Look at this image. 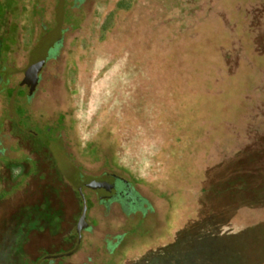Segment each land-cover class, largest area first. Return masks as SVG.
Wrapping results in <instances>:
<instances>
[{
  "label": "rangeland",
  "instance_id": "374dc122",
  "mask_svg": "<svg viewBox=\"0 0 264 264\" xmlns=\"http://www.w3.org/2000/svg\"><path fill=\"white\" fill-rule=\"evenodd\" d=\"M118 1L0 0V264H239L236 223L264 220V209L232 217L235 203L220 193L255 168L241 158L264 156L253 29L231 28L235 1L202 4L186 25L174 0ZM60 8L62 40L28 96L23 69ZM170 22L165 45L191 72L176 89L172 76L142 73L139 54ZM78 174L117 175L144 212L100 203Z\"/></svg>",
  "mask_w": 264,
  "mask_h": 264
},
{
  "label": "trees",
  "instance_id": "16d2710c",
  "mask_svg": "<svg viewBox=\"0 0 264 264\" xmlns=\"http://www.w3.org/2000/svg\"><path fill=\"white\" fill-rule=\"evenodd\" d=\"M214 1L215 0H174V3L176 4V8L181 9L178 10L181 15L178 13V11L177 13L182 18V24L186 25L189 20L192 19L194 12L198 11L202 4L209 6ZM225 1L226 0H221L220 3L225 4L226 8H231V4L235 1L234 5H232L233 8L230 9V11L235 9V12L237 13L236 21H233L234 19L230 21L233 31L238 32V29H242V34L245 33V35H248V32L245 31L250 30L252 32L253 29V34L255 36L254 43L257 46L254 49L256 53L259 52L263 54L264 0H231L230 5H228L229 3H226ZM122 2L123 0L118 1L117 7H128L127 3L124 5ZM4 10V5L0 3V20H3L2 17H4ZM157 27L158 28H156V31L154 32V36L156 35L155 40L152 36H148V40L145 38L143 44L141 46L139 45L141 50L139 54L143 57L142 61H140L142 65V73L150 74L154 77L172 76L169 81L171 87L173 89L179 87L181 88L184 83H186L188 80H191V72L189 70L183 69L182 63L178 61V56H173V44L168 43V45H165V35L168 31H171V22L167 24L165 28L167 29L166 31L160 26ZM181 30L182 28L179 29L178 32H181ZM3 49L5 51L9 49V45L5 41L3 42ZM152 53L153 56L151 57L150 55ZM227 54L228 53H226V55ZM147 58H151V61H154L155 59V62L151 68L147 66L149 63ZM227 61L228 57H226V62ZM159 88H161V86H159ZM192 88V90H198L197 88H194L193 85ZM259 88L261 89L259 93H261L262 102L259 107V110L261 109L260 113H258L256 116L258 118H263L264 85ZM146 100L148 99L146 98ZM146 100L145 103L147 102ZM152 100V98H149V101ZM140 101L143 104L144 100L141 99ZM160 117L161 119H164L161 121L164 122L167 127L170 129L176 128L177 120L172 119L170 113H167V111L163 110L160 112ZM257 151L260 154L247 155L246 159H244V157L240 159L242 166L244 162H246L247 165L255 167L252 168L250 172H248L247 177L245 175L242 176L239 174V176L234 180H226L224 184H222V190L220 194L228 196V198H231L235 203L232 217L242 213L243 211L248 213L251 211L264 209V156H261V149L258 148ZM244 218L245 217L238 220L239 224L236 223L234 234L231 236L236 247L234 256L238 260L239 264H261L264 262V220H259L251 225H248ZM52 221L53 220H51V222ZM246 256H250V260L248 258L244 261Z\"/></svg>",
  "mask_w": 264,
  "mask_h": 264
},
{
  "label": "water",
  "instance_id": "95a60500",
  "mask_svg": "<svg viewBox=\"0 0 264 264\" xmlns=\"http://www.w3.org/2000/svg\"><path fill=\"white\" fill-rule=\"evenodd\" d=\"M63 9H58L56 24L55 27L42 35L41 39L38 41L36 46L32 49L29 55L28 64L23 69L24 79L21 84H25L28 87V96L31 94L32 90L36 87L40 72L46 62V59L50 51L55 48L62 40L63 37ZM2 75V74H1ZM10 73H4L2 76V82L7 83V79ZM105 176L102 177H92L87 178L89 186H95L101 179H105ZM86 220V207L83 208L82 214L79 218L78 225L76 227V232H80L83 228ZM77 245L72 251L60 254L56 256H49L52 258L61 257L64 255H71L78 249Z\"/></svg>",
  "mask_w": 264,
  "mask_h": 264
},
{
  "label": "flooded vegetation",
  "instance_id": "af4514ba",
  "mask_svg": "<svg viewBox=\"0 0 264 264\" xmlns=\"http://www.w3.org/2000/svg\"><path fill=\"white\" fill-rule=\"evenodd\" d=\"M102 176L103 175L99 177ZM76 178L81 181L92 177H86L82 174H78L76 175ZM89 190L96 195L97 200L100 203H103L106 206H109L110 204L118 205L119 208L128 215L134 214L138 211L143 213L145 210V207L142 205L143 201L129 189L124 180L115 174H112V179L110 180L101 179L97 184H95V186H90ZM83 200L85 201L83 208L86 207L87 210L88 203L91 204V200L89 198H83Z\"/></svg>",
  "mask_w": 264,
  "mask_h": 264
}]
</instances>
